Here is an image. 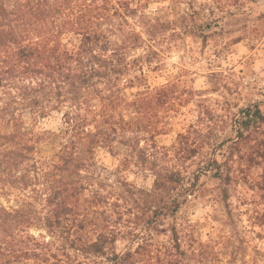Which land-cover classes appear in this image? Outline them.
I'll return each instance as SVG.
<instances>
[{"label": "trees", "instance_id": "1", "mask_svg": "<svg viewBox=\"0 0 264 264\" xmlns=\"http://www.w3.org/2000/svg\"><path fill=\"white\" fill-rule=\"evenodd\" d=\"M142 7V0H0V264H136L141 246L118 251L120 231L89 216L121 207L98 181L99 148L115 153L123 145L128 156L119 172L135 165L153 174L152 189L142 190L149 224L180 208L184 177L177 160L195 151L187 134L163 151L155 141L158 110L174 106L175 85L149 86L146 59L130 56L142 41L130 18ZM55 112L61 127L39 130V119ZM243 119L248 128L264 123V113L248 108ZM42 143L55 147L50 156ZM120 183L124 190L130 185L125 177ZM4 198L17 204L6 207ZM37 220L52 240L26 232ZM12 223L24 229L8 231ZM175 248V256L183 254ZM173 255L171 249L167 264Z\"/></svg>", "mask_w": 264, "mask_h": 264}, {"label": "rangeland", "instance_id": "2", "mask_svg": "<svg viewBox=\"0 0 264 264\" xmlns=\"http://www.w3.org/2000/svg\"><path fill=\"white\" fill-rule=\"evenodd\" d=\"M142 1L130 18L142 41L130 56L146 59L149 86L175 85L174 106L158 110L161 131L155 141L163 151L172 149L180 133L187 134L195 152L177 160L184 177L180 208L149 224L142 190L152 189L153 174L135 165L119 172L128 156L123 145L117 143L115 153L99 148L98 181L121 207H112L111 215H89L92 223L120 231L118 251L141 246L136 264H167L171 249L173 264H264V123L246 128L243 119L248 108L264 113V0ZM61 125L62 114L55 112L39 119L37 128L57 131ZM40 148L44 156L55 149L49 143ZM212 159L221 164L224 179L216 176ZM158 162L166 163L162 153ZM123 177L130 183L126 190ZM8 227L24 229L13 223ZM25 229L39 240H52L39 220ZM176 245L183 252L179 257Z\"/></svg>", "mask_w": 264, "mask_h": 264}]
</instances>
